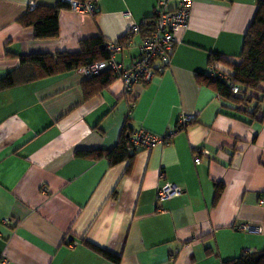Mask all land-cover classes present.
Wrapping results in <instances>:
<instances>
[{"label": "crops", "instance_id": "crops-1", "mask_svg": "<svg viewBox=\"0 0 264 264\" xmlns=\"http://www.w3.org/2000/svg\"><path fill=\"white\" fill-rule=\"evenodd\" d=\"M59 2L0 0V79L20 56L73 53L96 37L122 45L115 59L125 67L134 63L147 31L126 33L152 17L155 0H95L91 15L61 11L54 40H37L17 22L31 3ZM256 9L257 0H193L168 67L126 97L120 80L87 79L81 68L0 91V264H113L83 241L119 264H222L264 250V98L250 119L202 79L211 56L240 62ZM185 116L193 120L184 130L129 150L131 160L76 155L112 150L126 120L130 130L163 135ZM166 183L181 194L158 204Z\"/></svg>", "mask_w": 264, "mask_h": 264}, {"label": "trees", "instance_id": "trees-1", "mask_svg": "<svg viewBox=\"0 0 264 264\" xmlns=\"http://www.w3.org/2000/svg\"><path fill=\"white\" fill-rule=\"evenodd\" d=\"M73 1L83 3L86 0ZM92 1L95 2V0ZM64 10H71L70 5L62 2L52 7L34 5V8L20 16L17 22L23 28L31 27L33 36L37 40H54L58 37V16L59 13ZM149 28L150 27L145 28L142 26L141 32L149 31ZM109 56L107 44L98 37L81 40L79 42V50L73 53L60 52L55 55L31 54L20 56L18 68L0 79V91L23 83L69 73L96 61L107 59ZM239 59L240 62L238 64H233L219 56H211L209 65L216 66V63H221L228 67L230 71H224L228 74L230 81L240 86L244 93L246 91H251L257 94L255 98L253 96L249 98L240 96L232 97L228 92L226 84L222 81L211 80L208 76L202 77V79L203 82L212 87L221 98L231 101L236 105L243 103L245 106L247 103L255 100V106L252 111L246 112L245 109H241V113H245L250 119H255V116L260 113L258 105L264 98V0H257L256 13L243 37ZM103 75L105 76L103 79L107 82L113 78L108 72L98 76ZM127 121L128 120L125 121L119 134L117 144L112 150L78 151L76 155L89 159L104 157L111 165L131 160L136 152L130 153L126 146L128 136L131 132L127 126ZM217 196L218 194L216 191V197ZM82 243L109 262L119 264V258L112 253L85 241ZM222 264H264V250L254 251L248 254L243 253L240 257L223 262Z\"/></svg>", "mask_w": 264, "mask_h": 264}, {"label": "built area", "instance_id": "built-area-1", "mask_svg": "<svg viewBox=\"0 0 264 264\" xmlns=\"http://www.w3.org/2000/svg\"><path fill=\"white\" fill-rule=\"evenodd\" d=\"M61 2L70 5L71 10L79 14L91 15L95 12V4L92 0H86L83 3L73 0H61ZM170 2L171 0H155L152 17L149 20H142L129 26L126 33L127 39L140 34L142 26L145 28L150 27V30L141 39L138 57L132 65L125 67L120 61L115 59V55L121 52L122 45L109 43L107 44V51L110 54L109 58L96 61L81 68V75L89 79L102 73L110 72L113 79H118L122 82L125 97L130 95L134 85L145 86L149 84L155 75L162 73L168 67L176 43L175 35L179 30L186 27L193 0H177L173 8L169 7ZM33 8L34 4H29V10ZM207 76L211 80H220L225 83L232 97L249 98L253 96L251 91L244 93L240 86L230 81L225 71L214 65H209ZM238 108L243 109V103L238 105ZM192 120V116L180 118L175 126L163 135H155L143 129H133L128 136L126 146L131 151L150 150L155 145L168 142L173 134L184 130ZM199 163L200 158L196 156L195 164L198 165ZM180 194L181 190L178 187L166 183L158 188L156 202L160 204ZM158 210L161 209L158 208ZM239 230L261 234L260 227L241 225ZM244 253L248 254L250 250H245ZM4 262L2 261V264Z\"/></svg>", "mask_w": 264, "mask_h": 264}]
</instances>
